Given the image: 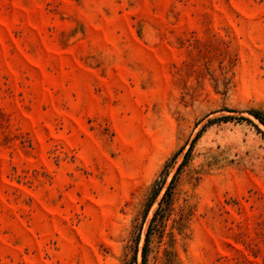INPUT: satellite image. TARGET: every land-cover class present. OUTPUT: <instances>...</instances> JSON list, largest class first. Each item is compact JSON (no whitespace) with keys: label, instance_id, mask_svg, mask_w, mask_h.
<instances>
[{"label":"rangeland","instance_id":"obj_1","mask_svg":"<svg viewBox=\"0 0 264 264\" xmlns=\"http://www.w3.org/2000/svg\"><path fill=\"white\" fill-rule=\"evenodd\" d=\"M254 112L264 0H0V264H264Z\"/></svg>","mask_w":264,"mask_h":264},{"label":"trees","instance_id":"obj_2","mask_svg":"<svg viewBox=\"0 0 264 264\" xmlns=\"http://www.w3.org/2000/svg\"><path fill=\"white\" fill-rule=\"evenodd\" d=\"M253 114V116L256 118V119H258V121L264 126V121H262V119H260V117H259V115H258V113H256V112H254V113H252ZM169 190H168V188L166 189V191H165V193H164V196H163V198H162V200L164 199V197L167 195V192H168ZM156 192L154 193V197H156ZM153 219V218H152ZM147 236H148V232H147V234H146V238H145V242H144V245H143V250H142V263L144 264V262H145V254H146V248H147Z\"/></svg>","mask_w":264,"mask_h":264}]
</instances>
